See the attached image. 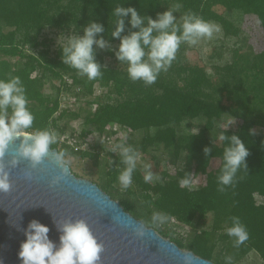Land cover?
<instances>
[{"label":"trees","instance_id":"1","mask_svg":"<svg viewBox=\"0 0 264 264\" xmlns=\"http://www.w3.org/2000/svg\"><path fill=\"white\" fill-rule=\"evenodd\" d=\"M118 4H131L142 15L153 18L157 12L171 9L178 24L182 23L184 14L193 12L205 21L221 24L229 36L239 35L243 27L238 28L226 15L240 11L243 23L246 18L255 31L264 35V0H0V79H21L28 107L35 117L29 131L50 129L54 132L63 117L78 119L83 115L82 109L61 108V97L46 95L41 88L45 78L61 81L60 94L74 92L80 98L92 97L96 83H105L111 88L106 100L86 101L88 105L97 106L84 115L85 126L80 137L85 139L95 131L105 135L108 126L114 124L134 131L144 130L134 150L149 153L153 147L163 145L174 167V171L162 170V181L156 183H145L144 175L136 168L132 181L145 192V200L164 215L192 226L210 213L214 214L212 229L196 233L188 243L169 237L167 231L156 230L181 248L216 264H226L228 255L241 259L252 250L264 260V203L256 199L257 195L264 197V51L235 55L230 63L215 65L214 75H210L202 60L190 57V46L182 43L171 67L162 71L154 84L145 85L143 81L130 80L127 65L120 62L116 66L102 67V75L90 81L63 64L61 48L66 45H58L53 51L42 37L48 27L82 35L83 26L96 19L105 25V38L111 39L116 18L110 13ZM116 42L119 41L112 40L113 44ZM106 55L113 56L114 52L97 49L96 59L102 65ZM37 71L39 75L34 77ZM224 115L237 118L239 124L219 128L218 136L212 139L209 133L215 129L216 120ZM201 116L206 118V124L198 132L185 133L181 129L184 121ZM253 128L256 135L249 134V129ZM115 132L110 130L109 133ZM221 134H238L249 148L248 168L241 167L233 184L223 186V191L218 176L229 141L220 140ZM206 146L212 149L209 156L204 154ZM52 147L59 149L58 142ZM68 149L82 158L106 153L104 145L90 150H78V147L76 150L73 146ZM109 155L113 160L107 162V186L95 182L113 197L109 188L118 181L122 171L119 167L125 165L112 149ZM152 157L158 159L155 155ZM182 159L181 168L178 162ZM198 175L203 179L198 188L192 189L187 184L181 187L182 180L191 182ZM120 202L134 214L135 206L131 201L121 199ZM232 217H239L249 233V239L238 248L233 244L234 238L226 233L232 226ZM217 241L227 243L226 252H218V256L215 255Z\"/></svg>","mask_w":264,"mask_h":264},{"label":"clouds","instance_id":"2","mask_svg":"<svg viewBox=\"0 0 264 264\" xmlns=\"http://www.w3.org/2000/svg\"><path fill=\"white\" fill-rule=\"evenodd\" d=\"M110 15L116 18L111 39L105 38L104 23L94 19L83 26L82 35L71 38L61 48L63 64L76 69L79 75L86 76L90 81L102 75V67H108L96 59L97 49L114 52L116 60L127 65L130 80L152 85L162 71L166 72L171 67L182 43L195 46L202 39H212L214 33L221 31L219 25L205 21L193 12L184 14L179 24L171 9L157 12L153 18L142 15L131 4H118ZM112 40H118V45H113ZM34 119L21 79H0V193H8L12 189L10 171L4 162L12 145H15L10 161L12 167L23 159L36 169L50 157L61 169V175L55 178L53 184L69 173L70 161L65 158L66 153L51 150V146L57 143L55 132L50 129L29 131L33 128ZM249 134L256 135V130L249 129ZM219 139L229 141L223 151L224 163L218 176L220 190L223 191V186L233 184L241 167L248 168L249 148L238 134H221ZM117 149L125 165L117 179L121 190H127L132 185L139 154L125 144L114 147L112 151L115 153ZM211 151V147L204 148L206 156ZM145 167L143 179L149 183L153 180V173L150 165ZM27 175L30 176L31 172ZM187 183V180H182L181 187ZM166 220L167 217L158 212L153 213L151 218L153 224H163ZM57 229L60 232L58 244L50 238L48 225L36 219L30 221L24 230L26 239L18 252L21 264H97L103 245L85 219L59 220ZM137 232L142 236L144 229L140 227ZM226 233L234 238L233 244L237 248L249 239V233L239 217H232V226L226 229ZM184 264H194V258L185 255ZM226 264H231L230 257L226 258Z\"/></svg>","mask_w":264,"mask_h":264},{"label":"rangeland","instance_id":"3","mask_svg":"<svg viewBox=\"0 0 264 264\" xmlns=\"http://www.w3.org/2000/svg\"><path fill=\"white\" fill-rule=\"evenodd\" d=\"M226 16L230 18L238 28L243 27L239 35L229 36L221 24L211 22L219 25L221 27V31L219 33H214L212 39L205 38L195 46L189 45L191 48V52L189 54L190 57L202 60L210 75H214L215 65H226L233 60V56L235 55L242 54L247 56L253 52L264 51V35H262L259 31H255L249 20L247 21L246 18L243 23L244 18L240 11L229 12ZM75 36L77 35L72 31H63L48 27L44 30L42 37L52 46L54 51L58 45H67L68 41ZM118 43L119 42H116L113 45H118ZM117 63L118 61L115 58V54L113 56L106 55V65L116 66ZM37 75H39L38 71L34 72L33 76L35 77ZM67 78L70 80V77ZM41 82V88L46 95L51 96L52 98L61 97V108H71L73 110L82 109L83 115L78 119L66 116L59 120V128L54 131L57 136L59 149L61 148L60 150L66 153L65 158L70 161V166L75 174L80 175L79 177L92 180L93 182L97 181L99 185L106 187L108 176L107 162L109 160H113V157L109 155L110 149H113L120 144H125L126 146L131 145L133 149L138 148L139 143L145 134L144 130L134 131L129 127L114 124L113 126H108V130L105 135L101 136L97 131H95L93 134H89L85 139H83L80 137V134L85 126L84 115L90 109L94 111L97 106V104L88 105L86 101L90 99L96 100V98L106 100V95L109 94L111 88L105 83L98 82L95 85V92L92 97L80 98L79 94L74 92L60 94L58 92V87L61 82L59 79L48 77ZM76 91H79V88ZM113 96H116V94H113ZM58 115L59 113L57 116ZM205 124L206 118L201 116L193 120L184 121L181 125V129L185 133L198 132L205 126ZM238 124L239 121L237 118L231 115H224L222 118L216 120V127L209 133V135L212 139L216 138L218 136L219 128L228 126L236 127ZM110 130H114L116 132L109 133ZM152 132H155V129H152ZM129 142L130 144H128ZM65 144H68V146H65ZM100 145L106 146V153L103 152L100 156L95 158H82L80 154H72L68 149L69 146H73L75 149L78 147V150H90L93 149L94 146ZM118 151L119 149H117V152L114 153L117 156L119 155ZM138 154L139 158L137 160L136 168L139 169L143 175H145V166L150 165V170L153 173L152 183L162 181V170L168 169L170 171H174V167L169 162V153L165 150L163 145L153 147L152 151L149 153L139 151ZM154 155L157 156L158 159H153L152 156ZM183 165L184 160L182 159L178 162V166L182 168ZM119 168L123 170L125 167L121 166ZM202 182V177L198 175L191 182H188L187 186L192 189H196ZM109 191L112 193L113 198L118 201L121 199H128L131 201L135 206L133 215L144 221L148 227L167 231L169 232V237L179 238L186 243H188V241L193 238L196 233L205 229H212L214 226L213 213H210L205 220L196 221V225L193 226L187 223L179 222L164 215L153 204L148 203L145 200V192L135 186L133 181L132 185L127 190H121L119 182L117 181L111 188H109ZM256 199L258 203H264V197L257 195ZM156 212L167 217L165 223L153 224L151 222L152 215ZM226 249L227 243L217 241L215 255L218 256V252L225 253ZM228 257L231 258V264H264V260L255 250H252L241 259H235L232 255H228L227 258Z\"/></svg>","mask_w":264,"mask_h":264},{"label":"water","instance_id":"4","mask_svg":"<svg viewBox=\"0 0 264 264\" xmlns=\"http://www.w3.org/2000/svg\"><path fill=\"white\" fill-rule=\"evenodd\" d=\"M51 150L60 151L52 146ZM14 152L12 145L4 157L12 189L0 193V264H21L18 252L30 221L48 225L50 238L58 244L57 222L67 218H83L90 225L103 245L97 264H184L185 255H191L194 264H216L148 227L96 182L77 176L71 166L68 175L53 184L61 169L50 157L36 169L23 159L12 167Z\"/></svg>","mask_w":264,"mask_h":264}]
</instances>
